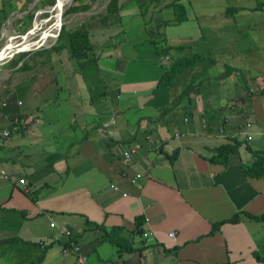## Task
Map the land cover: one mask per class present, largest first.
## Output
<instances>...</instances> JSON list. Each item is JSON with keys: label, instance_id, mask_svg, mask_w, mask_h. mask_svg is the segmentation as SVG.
Instances as JSON below:
<instances>
[{"label": "crops", "instance_id": "0c3cea01", "mask_svg": "<svg viewBox=\"0 0 264 264\" xmlns=\"http://www.w3.org/2000/svg\"><path fill=\"white\" fill-rule=\"evenodd\" d=\"M109 1L82 70L65 49L1 72L0 264H264V177L241 169L264 151V42L239 41H264V0Z\"/></svg>", "mask_w": 264, "mask_h": 264}, {"label": "trees", "instance_id": "16d2710c", "mask_svg": "<svg viewBox=\"0 0 264 264\" xmlns=\"http://www.w3.org/2000/svg\"><path fill=\"white\" fill-rule=\"evenodd\" d=\"M15 1L18 0H0V12H2L4 18H6L13 11ZM44 1L53 3L55 0H44ZM74 1L75 4L68 7L64 12L65 14L70 12H79V11L88 10L91 4L95 0H74ZM117 4H118V0H110L107 5V12L111 13L114 10H116ZM263 4L264 2L259 3L256 6V8L261 10ZM33 17H34V12L29 11L23 17L24 20L19 19L17 21H19V23H22L23 21L27 23ZM58 17L59 14L56 17V19ZM56 31L53 33L54 38L56 35ZM65 49L68 51L69 57L73 59L75 62H78L81 70L84 67H86L89 63L94 61V58L89 57L88 55V52L91 49V42L89 38V31L87 29L85 21L79 22L76 26H73L72 28H68L66 25H63L55 43H53L49 47H41L35 50L33 53L37 55L45 56L46 59H51L52 53L55 52L61 54L63 51H65ZM31 52L32 51L21 52L19 54V60L23 59L27 54ZM17 63L18 62L16 60V64ZM13 65L15 64L13 63ZM27 65H28L27 62L23 61L21 66L17 70H22ZM188 68H189V64L181 60L177 62L169 71H167L164 74V76L167 79L172 74H177L180 72L183 73ZM234 141L222 143L221 145L214 148L212 150L213 151L212 155L209 157V161L226 163L229 155L232 153H236L238 150L239 142L235 139ZM253 155L255 156L254 162L251 164L241 163V169L246 176H251L255 178L264 177V151H255L253 152ZM237 218L238 217H234L231 220L234 219L236 220ZM255 218L264 221V213L260 216H256Z\"/></svg>", "mask_w": 264, "mask_h": 264}, {"label": "rangeland", "instance_id": "374dc122", "mask_svg": "<svg viewBox=\"0 0 264 264\" xmlns=\"http://www.w3.org/2000/svg\"><path fill=\"white\" fill-rule=\"evenodd\" d=\"M106 1L107 0H97V2H98L97 5H99V6H98V8L94 9V11H96V10L103 11L105 8L104 4ZM19 2H21V0ZM54 3H55V1L52 3V2H46L44 0H25V5H26L25 9H23V5H22V8L20 7L19 10H15L14 12L10 13V15L8 16V18L6 20L1 15L0 16V24H1L0 47H2L5 44V42L9 36H11V35H22V34L26 33L28 30L30 31L34 26V20H36V19H37L38 23L40 22L39 23L40 28L38 31L35 32V34L32 36V38H33V40L37 39L40 32H41L40 30L47 27L53 21L52 19H50L49 21H47V20L49 19L50 14H51L48 10H49L50 6L54 5ZM73 4H75L74 0H69L68 2H66L65 6H64V12L66 11V9L68 7H70ZM29 11L34 12V17L30 21H28L27 23L24 21L22 23H19V21H17V20H19V19L24 20L23 17ZM91 11H93V9ZM64 12L62 15V22H63V25H66L68 28H72L77 22H82L86 17L89 16V11L70 12L67 14H65ZM237 17H236V19H237ZM54 21H56V19ZM54 21H53V23H55ZM240 22L242 25H244L243 20H241ZM240 29L243 30V27ZM224 30L225 29H223V31ZM54 32L50 33L48 36L46 34L47 37H44L43 40H41L39 38L37 41H39L40 44H43V47L50 46L51 44L56 42V38H54V36H53ZM249 32H250V30H249ZM241 40H242L243 44L246 46H251V45L255 44L253 42V40H256L258 43L264 42L263 36H258V35L255 36L253 39H251L249 36H247V37L244 36V37L239 39L240 42H241ZM231 41H232V39L227 38V36H222V47H225L228 44L230 45ZM33 51H35V50H33ZM25 52H27V51H25ZM20 53L14 54L9 60H7L5 62H0L1 63L0 64V76L2 75L1 72L6 70L9 65H13V63L16 64V60H17V62L20 61L19 60V54ZM54 53L52 54V57L58 58L59 56L55 55ZM68 55H69V53H68Z\"/></svg>", "mask_w": 264, "mask_h": 264}, {"label": "bare ground", "instance_id": "6f19581e", "mask_svg": "<svg viewBox=\"0 0 264 264\" xmlns=\"http://www.w3.org/2000/svg\"><path fill=\"white\" fill-rule=\"evenodd\" d=\"M68 1L69 0H60L59 1V4H62V10H63V12H64V7L63 6ZM48 11L51 14H50V17H49V19L47 21H49L50 19H52L54 21L56 19V17L58 16V14H59V11H58L57 7L56 6H53ZM58 20L59 19L57 18L55 23H53V21H52L47 27L43 28L40 31L42 33L44 32L46 34H49L52 31H56L57 30V27H58ZM39 23H38L37 19L34 20V26L29 31V32H32V34L30 33L28 36L27 35L24 36V37H21V35H19V36L18 35L11 36L9 42L6 43V45L3 47L2 51H0V58L3 57V56L4 57H7L9 54H11V52L14 51V49H16L17 47H20L21 45H24V44L26 45V44L31 43L33 41L34 42L37 41L40 38V36H41V32H40L38 38L35 39V40H33L32 36L35 34L36 31L39 30V28H40L39 27ZM47 31H49V32L47 33ZM0 50H1V47H0Z\"/></svg>", "mask_w": 264, "mask_h": 264}, {"label": "water", "instance_id": "95a60500", "mask_svg": "<svg viewBox=\"0 0 264 264\" xmlns=\"http://www.w3.org/2000/svg\"><path fill=\"white\" fill-rule=\"evenodd\" d=\"M59 11V17H58V27H57V31H56V35H55V38L57 39V37L59 36L60 34V31H61V28H62V25H63V22H62V15H63V10H62V4H59V0H55V3H54ZM32 34V32H29V30L22 34L21 37H24V36H28L29 34ZM19 36V35H18ZM44 37H46V33L44 34V32L42 33L41 32V36H40V39L43 40ZM43 47V44H40L39 41H35L33 46H27V45H21L20 47H17L16 49H14L13 52H11V54H9L7 57H1L0 58V62H5L7 60H9L14 54L16 53H20V52H25V51H33V50H37L39 48Z\"/></svg>", "mask_w": 264, "mask_h": 264}, {"label": "built area", "instance_id": "2783aa9c", "mask_svg": "<svg viewBox=\"0 0 264 264\" xmlns=\"http://www.w3.org/2000/svg\"><path fill=\"white\" fill-rule=\"evenodd\" d=\"M261 11H262V13H264V4L262 5ZM8 134H9V132L6 131V130H4V131L2 132V135H3V136H7ZM247 138H248V139H251L252 136H251V135H248ZM125 154L128 155V153H125ZM139 176H141V175L138 174L137 177H139ZM135 180H136V178L133 179L132 181L135 182ZM19 182H20V183H24V179L21 178V179L19 180ZM65 234H66L67 236H70V231L67 230V231L65 232ZM169 235H170V236H174V233L171 232V233H169Z\"/></svg>", "mask_w": 264, "mask_h": 264}]
</instances>
